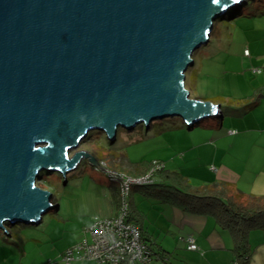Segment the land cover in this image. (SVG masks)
Wrapping results in <instances>:
<instances>
[{"label": "water", "instance_id": "obj_1", "mask_svg": "<svg viewBox=\"0 0 264 264\" xmlns=\"http://www.w3.org/2000/svg\"><path fill=\"white\" fill-rule=\"evenodd\" d=\"M235 4L0 0V229L50 210L43 171L66 176L83 158L99 166L79 147L90 131L114 140L118 127L217 113L190 97L185 73Z\"/></svg>", "mask_w": 264, "mask_h": 264}, {"label": "crops", "instance_id": "obj_2", "mask_svg": "<svg viewBox=\"0 0 264 264\" xmlns=\"http://www.w3.org/2000/svg\"><path fill=\"white\" fill-rule=\"evenodd\" d=\"M249 47L250 45L247 56L250 57L251 68L250 71L243 73L244 82L240 83L242 88L247 89V93L241 92V94L247 97L235 98L231 95L226 97L222 96L224 94H219L217 100H212L219 105L217 113L203 116L207 118L202 120L201 117L188 125V127L193 125L192 127L201 131L214 130L213 133L206 132L207 136L210 135L206 142L212 147L207 165L209 168H205L204 171L201 167L189 163V159L194 161V158L200 157L201 154L197 155L190 152L187 147L178 146L173 149L171 155L162 159L156 158L164 162V171L178 172L191 184L193 180L200 183L197 185L199 187L223 181L237 187L244 194L264 195V48L262 51L259 48L251 51ZM243 54L246 56L245 53ZM253 68H262V71L256 73ZM243 69L247 70L242 64L237 72ZM252 74H255V78H252ZM196 98L211 101L205 96ZM255 99L257 101L254 102ZM238 110L242 111L237 113ZM225 117L229 119L226 120ZM198 121L199 126H195ZM177 128L179 127H172V129ZM220 128L222 130L218 131ZM129 161L134 164L139 163L130 159ZM97 164L99 165L98 161ZM93 166L106 173L108 170H115L131 176H140L136 174L138 171H134L137 166L132 165V167L128 163L123 164L121 168L128 169L131 173L119 168H109L107 165L100 166L102 168ZM162 173L161 171L155 175L156 182L151 185L132 187L128 197L129 208L135 216V220L132 217L130 220L140 225L143 239L153 248L152 260L148 264H239L232 250L233 241L230 234L218 227L211 216L184 210L172 198L173 192L165 195L167 190H157L165 181ZM96 180L94 181L98 182ZM111 182L113 184H110V192L106 191L108 194L102 204L103 207H99L98 211L85 221L81 220L79 222L81 225L74 233L75 237L68 239L65 245L63 243L61 246L57 244L47 246L48 243L38 237L20 241L19 234L14 230L7 231V239L0 238V264H47L49 261L54 264H64L59 260V255L66 247L82 238L84 226H87L94 216L105 218L117 213V206L120 203L117 195L119 184L112 180ZM96 189V193L99 194L98 187L91 190L94 193ZM136 192L139 194L137 195ZM100 208L102 211H99ZM261 231H264V228H261ZM188 237L194 238L198 250L194 251L187 247ZM249 243L252 254L247 264H264V237L259 242L252 240V243L249 237ZM34 245L37 250L33 249ZM48 247L50 251L46 252ZM156 251L159 253L157 254ZM71 264L99 263L84 260L74 261Z\"/></svg>", "mask_w": 264, "mask_h": 264}, {"label": "rangeland", "instance_id": "obj_3", "mask_svg": "<svg viewBox=\"0 0 264 264\" xmlns=\"http://www.w3.org/2000/svg\"><path fill=\"white\" fill-rule=\"evenodd\" d=\"M239 2L240 5L243 4L241 8L232 6L225 15L213 21L208 41L192 56L194 66L189 67L185 73V87L191 98L205 96L209 97L212 103H216L212 100H217L219 94H224L222 96L226 97L231 95L235 98L247 97L241 94V92L247 93V89L242 88L240 83L244 82L243 73L250 71L251 63L248 54L244 56L243 53L245 48L248 50L249 45L251 51L255 48L262 51L264 48V0H248V2L239 0ZM242 64L247 70L237 72ZM252 78H255V74H252ZM241 111L238 110L237 113ZM205 118L207 117H203L202 120ZM225 119L229 118L225 117ZM198 123L199 121L194 125L199 126ZM222 125L224 126V123ZM174 126L179 128L172 129ZM192 126L188 127L181 117L166 116L152 120L147 128L143 123L137 124L132 129L118 127L114 140H110L100 130H92L80 142L79 147L95 158H103L107 162L112 159L115 163L122 164L123 161L117 160L120 155L132 162L155 161L158 160L156 158L162 159L171 155L175 147L184 146L190 152L201 154L200 157L196 156L194 161L189 159L188 162L206 171L205 168H209L207 165L212 149L206 142L210 137L206 132L213 133L214 130L201 131ZM220 130L222 129L218 131ZM117 163L114 168L110 164L108 167L118 169ZM162 164L165 168L164 162ZM123 170L131 173L128 169L123 168ZM41 176L37 185L51 191L52 200L59 205L58 210L44 213L37 224L6 223L4 227L6 231L0 229V238L7 239L6 232L14 230L19 234L20 241L38 237L48 243L47 246L52 244L61 246L63 243L65 245L68 239L75 237L74 233L81 225L79 222L85 221L89 216L94 215L99 207H103L107 192L111 189L110 184H113L108 173L96 169L87 158H83L75 168L66 173V176H62L59 172L47 171H43ZM193 181L192 184L190 183L192 188L199 187L197 185L200 183ZM94 187L99 188V194L96 193L97 189L93 193L91 189ZM99 211H102V208ZM249 237L251 243L252 240L259 242L264 237V231L255 227L249 232ZM32 247L37 250L36 245ZM48 251H50L49 247L46 249V252Z\"/></svg>", "mask_w": 264, "mask_h": 264}, {"label": "trees", "instance_id": "obj_4", "mask_svg": "<svg viewBox=\"0 0 264 264\" xmlns=\"http://www.w3.org/2000/svg\"><path fill=\"white\" fill-rule=\"evenodd\" d=\"M233 6L234 8H241L243 4H236ZM261 71L262 68H256V70L254 69V72L256 73H259ZM255 101L257 100L255 99L254 102ZM96 160L98 161V163L99 161H104L107 166L108 164H110L112 167H115L117 163H115L112 159L108 160L109 162H107L103 158H96ZM117 160L124 162L122 164L117 163L119 166L118 168H121V166L125 163H128L129 166H137L135 167L134 171H138L136 172V174H139L140 176L147 174L148 171L152 168L154 162H158L161 164L163 163L160 160H155L142 161L134 164L131 163L128 158H123L122 155L118 156ZM121 169L123 170V168ZM161 171L163 172L162 175L164 176L163 179L165 181L163 182V184L159 185V188H157V190H167L165 195L173 192V194L171 195L172 198L175 199L178 202L177 204H179L184 210L211 216L218 227H220L224 231H227L230 234L233 241L232 250L238 263L247 264L252 254V248L250 247L249 243V232L255 227H257L258 229L264 228V195L258 196L252 194H244V192H242L237 187L223 181L214 182L209 185H204L203 187L192 188V185L190 184L189 180L182 174L178 172L169 173L168 171H164V168ZM147 185L141 186L144 187ZM141 186L135 185L133 187ZM117 195H119V193ZM169 197L170 196H167V198ZM50 203L52 204V206L49 211L58 210V204H55L52 199ZM94 217L92 218L91 222L87 224V226H84V235L82 236V238L73 245L66 247L59 255V260L61 262H63L64 264H71L74 261L86 260L77 259L71 261L70 263H66L62 260V257L66 253V251L71 247L82 244L84 240H87V242L90 241V233L88 232L87 228L94 222ZM131 217L133 218V220H135V216L132 215L130 209L128 219H132ZM40 221L41 217L38 222ZM135 224L138 226L141 234L140 225L138 223ZM149 247L151 250H153L151 246ZM196 250H198V246L197 249H195L194 251ZM156 253L158 254L159 252L156 251ZM95 262L99 264H108L100 263L98 261ZM47 264H54V262L49 261Z\"/></svg>", "mask_w": 264, "mask_h": 264}, {"label": "built area", "instance_id": "obj_5", "mask_svg": "<svg viewBox=\"0 0 264 264\" xmlns=\"http://www.w3.org/2000/svg\"><path fill=\"white\" fill-rule=\"evenodd\" d=\"M245 54H248V50H245ZM99 166L106 167L103 161L99 162ZM162 169L163 164L154 162L152 168L143 176L108 170L110 179L119 184L120 203L117 214L105 218L95 216L94 222L87 228L90 241L84 240L82 244L68 249L62 260L66 263L86 259L108 264H148L152 260L153 252L142 239L138 226L128 219V197L133 186L156 182L155 175ZM187 243L189 249H197L193 237H188Z\"/></svg>", "mask_w": 264, "mask_h": 264}]
</instances>
